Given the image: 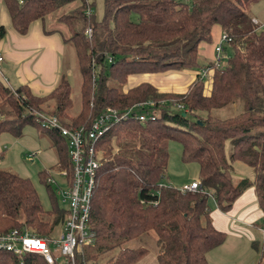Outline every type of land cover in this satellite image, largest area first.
<instances>
[{"label": "trees", "instance_id": "16d2710c", "mask_svg": "<svg viewBox=\"0 0 264 264\" xmlns=\"http://www.w3.org/2000/svg\"><path fill=\"white\" fill-rule=\"evenodd\" d=\"M0 1L17 34L24 35L33 21L41 22L46 35L61 33L63 44L72 48L80 80L79 109L72 113L70 86L62 75L45 97L31 95L25 86L11 90L0 79V136L19 138L27 126L42 131L56 164L68 170L64 140L40 129L34 113L55 116L67 128L86 127L105 107L153 104L146 110L153 112L152 120L121 121L95 145L101 155L88 220L94 241L82 247L75 264H136L146 251L127 244L148 232L155 236L156 264H207L206 254L225 239L211 226L209 201L226 212L248 188L264 228V29L248 15V7L260 0H103L99 20L86 0H21L20 6L18 0ZM55 13L51 20L59 30H45ZM213 27L225 39L221 60L202 66L199 50L211 43ZM3 34L0 28V38ZM181 71L196 74L184 93L159 92L148 83L123 91L131 77ZM232 107L236 112L230 117L214 114ZM169 142L179 144L182 163L197 165L196 193H180L163 183ZM236 163L250 169L252 180L234 177ZM38 176L50 201L46 211L28 179L0 169V234L24 228L51 239L60 229L64 210L46 183L47 171ZM0 264L46 263L36 254L0 251ZM256 264H264V255Z\"/></svg>", "mask_w": 264, "mask_h": 264}, {"label": "crops", "instance_id": "0c3cea01", "mask_svg": "<svg viewBox=\"0 0 264 264\" xmlns=\"http://www.w3.org/2000/svg\"><path fill=\"white\" fill-rule=\"evenodd\" d=\"M248 15L250 20L264 24V0L250 5ZM0 28L4 30L0 38V75L3 81L11 90L25 86L35 97L47 96L57 84L59 77L61 75L65 77L61 70V57L65 48L61 35L58 32L44 34L40 21L31 22L24 35L17 34L10 26L8 14L1 1ZM220 39L221 32L213 27L211 43L201 46L199 50L203 60L211 61L213 48ZM195 77V72L191 71L131 77L123 87V91L139 83H148L159 92L184 93ZM241 166L244 165L237 164L234 167V171H237L236 175L244 178L238 173L240 171L245 173V178L252 180V172L246 173L245 166ZM191 182L192 179L181 180L176 182L173 188L179 189ZM166 184L170 186L169 182ZM208 208L211 226L217 232L225 234V239L220 246L206 254L207 264L213 252L231 241L250 244L252 248L253 244L259 245V251L254 247L256 254L251 262L256 264L261 255H264V228L260 226L262 214L257 206L253 189L248 188L243 191L226 212H220L212 200L209 201Z\"/></svg>", "mask_w": 264, "mask_h": 264}, {"label": "built area", "instance_id": "2783aa9c", "mask_svg": "<svg viewBox=\"0 0 264 264\" xmlns=\"http://www.w3.org/2000/svg\"><path fill=\"white\" fill-rule=\"evenodd\" d=\"M22 4L21 0L17 1ZM254 25L257 22L252 20ZM264 29V24L257 25ZM89 37L90 30L84 32ZM221 36L220 42H224ZM221 47L218 43L214 47L212 63L218 65L221 60ZM1 60V59H0ZM207 69L202 70L200 77L203 79ZM153 104L150 101L132 104L130 107L117 110L105 107L100 110L84 127H64L56 119L42 113H34V121L40 129L55 131L64 140L68 170L56 166V174L61 179L64 189H60L51 178H46V183L54 185L55 195L63 206L64 219L59 233L51 239L36 237L27 229H11L0 234V251L8 252L15 256L25 253L39 255L46 264H54L60 260L65 264H75L76 255L82 247L91 245L94 233L89 228V210L91 194L94 187L95 173L99 167V151L95 145L109 129L121 121L132 120L144 123L153 119V112L149 109ZM174 109L183 110L179 104H171ZM37 153L31 154L30 158ZM200 190L198 181L180 187V193H196Z\"/></svg>", "mask_w": 264, "mask_h": 264}, {"label": "rangeland", "instance_id": "374dc122", "mask_svg": "<svg viewBox=\"0 0 264 264\" xmlns=\"http://www.w3.org/2000/svg\"><path fill=\"white\" fill-rule=\"evenodd\" d=\"M190 0H187V3ZM90 5L91 15L95 20H99L102 16V3L103 0H86ZM62 9L59 13H63ZM59 13L52 15V18L46 20L45 30H59V25H55L51 19L55 18ZM61 27V26H60ZM61 29V28H60ZM62 30V29H61ZM61 34V33H59ZM220 43V42H219ZM208 61L199 58V64L204 66ZM61 70L65 75V79L70 86V99L72 101V113H76L79 109V75L76 70V62L72 48L69 44L65 45L63 56L61 57ZM3 82V78L0 75ZM4 83V82H3ZM7 85V83H5ZM236 109L232 107L214 111L215 116L227 118L235 114ZM264 138V130L262 131ZM114 141V140H113ZM111 143H114V142ZM229 144L225 143V153L227 155ZM166 151L168 153V160L164 173L163 183H170V186L175 187L176 182L181 180H197V165L194 163L184 164L180 161V146L175 142L166 144ZM0 169L8 171L17 175L20 178L28 179L35 192L42 208L46 211L50 209V201L46 189L44 188L38 173L41 171H48L49 178L52 179L60 189H64L61 184V179L56 174V156L52 148L49 146L47 135L27 126L23 129L19 138H13L10 135L4 134L0 136ZM37 153L36 156L30 158L31 154ZM101 152H99V156ZM238 164V163H237ZM234 164V167L237 165ZM244 167V166H241ZM246 173L250 169L244 167ZM245 178V173H241ZM237 171H234V177L237 176ZM189 184V183H188ZM52 185V189H54ZM180 189V188H179ZM57 206L63 209L62 204L57 200ZM60 229H56L53 233L56 237ZM128 247H140L145 249V256L136 264H156L155 255L157 247L155 244V236L152 232H148L141 236L138 240L127 244ZM256 249L259 251L260 246L257 245ZM256 251L250 244H241L236 242H228L226 246L220 247L218 250L211 254L209 264H251ZM107 256H102L100 260L105 259Z\"/></svg>", "mask_w": 264, "mask_h": 264}, {"label": "water", "instance_id": "95a60500", "mask_svg": "<svg viewBox=\"0 0 264 264\" xmlns=\"http://www.w3.org/2000/svg\"><path fill=\"white\" fill-rule=\"evenodd\" d=\"M183 115V114H182Z\"/></svg>", "mask_w": 264, "mask_h": 264}]
</instances>
